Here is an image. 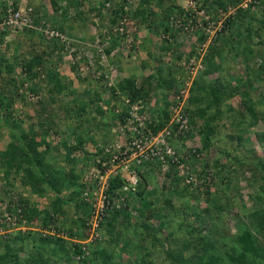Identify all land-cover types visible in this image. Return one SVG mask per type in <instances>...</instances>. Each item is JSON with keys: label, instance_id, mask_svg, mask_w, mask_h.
I'll list each match as a JSON object with an SVG mask.
<instances>
[{"label": "rangeland", "instance_id": "1", "mask_svg": "<svg viewBox=\"0 0 264 264\" xmlns=\"http://www.w3.org/2000/svg\"><path fill=\"white\" fill-rule=\"evenodd\" d=\"M70 1L55 0L59 9L54 10L46 0H15V10L19 9L22 17L27 18V24L32 26L20 31L18 28H22V25L17 23V28L10 24L5 30H0L4 34L6 46L9 45L7 56L17 58V61L27 58L32 51L47 53L57 47L43 73L38 74L39 78L25 82L24 87L35 88V91L27 93L29 101L15 103L14 118L22 121L25 129L38 121L39 114L50 119L52 125L46 141L51 146H57L50 155V159L56 160L61 152L66 151L62 146L63 139H70V147L75 145L76 135L79 134L97 141L112 137L113 130L119 128L126 118L123 116L120 120L118 115L128 110L124 105L128 97L119 95V84L134 75L137 86L147 89V80L150 79V83H160V86L151 92L148 101L141 104L147 121L156 120L160 109L167 104L170 113L169 123L163 132L165 141L159 146L163 157L161 154L153 156L148 162L142 160L138 166L143 169L142 174H150L144 199L135 194V187L140 180L137 177L135 185L128 187L127 191H121L120 208L108 212L95 230H88L86 219L82 226L71 223V219L79 218L81 214L76 213L70 204L66 206L67 216H57L55 222L45 226L41 223L34 227L29 225L24 232L14 230L7 233L10 228L3 225L0 229V253L5 252L7 239L29 231L33 239L38 234L59 235L72 245H79L82 254L72 255L69 260L63 256V249L59 248V252H56L55 249L52 251L47 248L44 254L48 259L47 264H103L102 260L90 253L100 249L109 251V264H167L164 257L166 252L183 249L182 243L189 236L190 227H193L197 235L201 230V234L214 245L221 264H230L229 256L242 252L244 256L242 254L241 258L248 264H264V232L253 229L252 233L257 239L253 250H240L235 239L240 231L237 221L248 225V212L256 208L264 209V194L258 191L259 185L263 183L259 179V158L264 164V144L260 143L258 135L263 138L264 123L259 120L255 127H246L251 116L244 109V105H249L245 104L248 100L256 104L262 102L256 113H264V82L257 79L264 67V42L259 44L255 39L251 42L246 40L249 19L228 26L226 24L238 6L247 0H235V6L229 3L226 10L217 8L214 0H211L208 3L211 8L206 6L203 16L192 12L187 18L173 13L167 21V32H164L159 22L162 14L155 6L151 8L150 26H147L137 12L140 0H108L107 4L103 0H83L79 9L85 16L83 19L78 17L79 20L69 19L70 14H73ZM186 1L190 0H172V3L183 7ZM65 10H68L67 14ZM193 16L197 19L194 25L189 21ZM263 20L255 22L256 27H260ZM187 21L189 26L183 24ZM26 29L33 32L31 38L23 35ZM261 34V39H264V32ZM106 49L110 54L105 52ZM212 50H216V53ZM212 52L214 56H211ZM13 65L17 63L13 62ZM18 72L19 69L15 75L20 78ZM249 74L253 78L249 86L245 87L240 81L246 80ZM54 76L61 79L63 85L70 84L72 94L61 96L57 104L42 108L36 102L41 98L49 102L48 93L37 88L43 87ZM216 79L228 89L238 91L236 97L224 103L221 112L206 108L209 101L201 91L203 86ZM243 91L249 92L247 97L242 94ZM96 95H101L98 104L105 112L100 128L99 115L94 111L95 104L86 108V111H91V116L86 115L87 112L77 115L79 107ZM62 104L64 106L58 107ZM187 107L193 112H201L193 116ZM208 119H212L208 127L213 130L210 135L213 146L208 153L201 155L198 152L202 145L200 131ZM9 127L12 126L9 124ZM139 131L142 132L141 129ZM0 135L11 138L8 127H2ZM91 146L92 141L84 149L93 151ZM5 147L6 143L0 139V151ZM167 149L170 150L169 154L165 152ZM195 152L198 153V157L195 156L196 161H199L198 171L204 167L201 179L197 177V166L192 165L194 162L189 157ZM228 152L229 156L225 157L224 153ZM72 153L76 158L83 157L80 151ZM70 160L61 162L69 169ZM128 160L126 164H120L119 169L125 182L135 170L132 168L135 158ZM220 166H224V170ZM217 171L220 172L216 176ZM169 174L176 177L171 179ZM174 179L178 181L175 183ZM4 185L5 182L0 178V188L3 189ZM163 185L165 192L161 193L159 189ZM15 189L13 200L14 196L25 198L29 194L30 199L37 200H31L30 206L38 211L49 209L55 198L51 193L39 195L32 188L25 190L18 182L15 183ZM165 194L172 198L174 208L164 203L162 195ZM216 202L219 203L218 208L202 215L204 208L209 209ZM229 202L235 206L243 203L244 211L233 206L230 213L223 215L225 210L220 203L228 205ZM117 211L127 213L114 216ZM157 215L162 216V219H158ZM165 219L172 222L166 226V234H153L154 228L161 226L160 220ZM143 225H149L148 230L143 229ZM61 229L64 230L60 232ZM69 231L72 233L69 234ZM167 236L169 242H163ZM28 241L31 245V240ZM12 247L16 249V245ZM193 252V248L185 251L189 255ZM19 257L25 259L26 252L19 253Z\"/></svg>", "mask_w": 264, "mask_h": 264}, {"label": "trees", "instance_id": "2", "mask_svg": "<svg viewBox=\"0 0 264 264\" xmlns=\"http://www.w3.org/2000/svg\"><path fill=\"white\" fill-rule=\"evenodd\" d=\"M50 6L54 8V10H58V5L55 0H46ZM85 1V0H84ZM194 3L195 7L189 8L188 11L185 12L182 6L173 5L172 0H140L139 1V11L138 14L142 18L144 22L147 23V26H150L149 19L151 15V8L153 6L157 7L161 12V18L159 22L161 26L164 27V32L169 30L167 25V21L170 19L173 13H177L179 15H183L184 17L189 18L194 10H203L206 9V6L211 8L208 3L211 0H190ZM15 2V0H14ZM83 0H71V6L73 9V14L70 15V20L77 18L83 19L85 13L80 11V6ZM108 3V0H103V3ZM170 2V5L167 3ZM233 4L235 6V0H214V5L222 10H226L227 4ZM240 2L238 3V5ZM3 10H6L5 4H0ZM16 7V3H15ZM120 9L121 6H120ZM68 10H65V14H67ZM70 12V11H69ZM196 16V15H195ZM193 16L192 20H189L191 24H196V18ZM247 19L248 27L246 29L245 38L248 42L255 39V41H259L256 43L263 44L264 39H261V32H264V20L260 27H256L255 22L264 19V0H252V3L248 5V7L241 8L238 6L236 9V13L233 16H230L226 21L227 26L236 23V21L244 22ZM183 24H187L189 26L188 21L183 22ZM182 24V25H183ZM24 30V29H23ZM2 32V31H1ZM0 32V130L2 127H8L11 132V142L7 144L3 151H0V178L5 182L4 188H0V206L1 204L13 208L10 206L13 204L12 194L15 191V183L18 182L22 188L33 185L39 195H43L44 193H51L55 198L51 201L49 209H45L43 211H38V209L34 208L32 205L28 203V200L21 199L18 204L22 207L23 219L26 221L27 226L30 227L37 226L41 223V225L45 226L49 222H55L57 216H67L66 206L70 204L73 205L74 210L80 212L81 217H77L74 220L71 219V223L75 226H82L84 224V219L88 214V206L83 201L82 193L84 191V186L81 184L82 170H78L71 165L69 169H62L59 166H56V163L53 159H49L51 152L53 151V147L46 141V135L49 132L50 126L52 125L51 120L45 118L41 114L38 115V121L35 124H31L27 126L25 129L22 124V121H18L14 118L13 106L18 101H29L27 100V93L29 91H35V88L32 87H24L25 82L27 80H36L39 75L43 73L44 68L50 57L54 54L55 48L51 49L49 52L37 53L36 51L30 52V55L27 58H24L20 61H17V58H13L12 56H7L9 45L6 46L4 42V34ZM25 32V33H24ZM23 32V35L31 38L33 32L29 29H26ZM223 34L225 33V29H223ZM222 34V35H223ZM3 46H6L5 49H2ZM214 49V47H213ZM216 53V50H212ZM218 51V50H217ZM107 54H110V51L106 49ZM211 53V56H214L215 53ZM263 57V56H262ZM264 58V57H263ZM47 59V60H46ZM13 62H16L17 65H13ZM215 67V66H211ZM19 69L18 78L15 73ZM47 73H49L47 71ZM262 75H257V79H261L264 82V67L261 70ZM253 77L249 74L246 80L240 81L242 84L249 86L248 83L251 82ZM47 79V77L45 78ZM62 80L57 76H54L50 81L42 86H39L38 91L44 90V92L48 93L49 102H46L44 99L38 100L36 103L42 105V108H47L49 105H55L60 100L61 96H68L72 94V90H70V84L63 85ZM147 89L143 87H139L136 84V77L130 76L122 80V82L118 86V90L120 92L119 95H126L131 104H134L138 101H148L150 99L151 92L158 86L160 83L152 84L150 83V79L147 80ZM239 81V79H238ZM173 83V81H172ZM170 88V86H168ZM51 90V91H50ZM235 90V89H234ZM201 91H203L204 97L209 101L208 105H205L206 108L211 109L212 111L221 112L223 109L222 106L227 100H231L237 96L238 91H232L228 89L227 86L222 84V82L218 79L211 81L202 87ZM38 93V92H36ZM35 93V94H36ZM242 94L247 97L249 92L243 91ZM101 100V95H96L91 98L88 103H83L81 107H79L77 111V115H81L84 112H87L86 115L91 116V111H86V108L90 104H95L94 111L99 115L98 117V128H100L101 120L105 117V112L102 110L100 105L98 104ZM193 100L194 97H193ZM192 100V101H193ZM262 103V102H261ZM261 103H254L251 100H248L247 103L249 105H244V109L247 110L248 114L251 116V120L247 122L246 127H255L259 120L264 123V113L259 115L256 113V109L259 107ZM35 104V103H33ZM68 103H65V105ZM263 104V103H262ZM165 105V104H164ZM63 104L58 106L62 107ZM166 107H162L160 109V113L157 116L156 120H152L151 123L147 125L148 130L152 134H157L161 132L169 123L170 113ZM207 109V110H208ZM187 111L192 113V115L200 114L201 111L193 112V110H189L187 107ZM69 112V111H68ZM125 115V113H121L118 115L120 120ZM11 120V122H10ZM212 122V119H208L205 121V127L200 131L202 136V145L198 152L200 154L208 153L210 147L213 146L212 139L210 135L212 134V127H208ZM10 126L12 127H9ZM54 126V125H53ZM13 128V129H12ZM176 128V125H175ZM260 139V143L264 144V134ZM75 145L68 146L67 139L62 140V146L64 148H68L70 152H78L80 151L83 155V161H87L95 155H100V152L89 153L84 149L88 142L93 143L94 147L96 146V140L89 136H84L82 134L76 135ZM109 141H111V137L108 136L106 139H103L101 144L105 145ZM97 147V146H96ZM95 147V148H96ZM41 149V150H40ZM197 154V155H196ZM225 157L229 156L228 153H224ZM223 155V154H222ZM195 156L198 157V153L189 154V157L193 160L194 164L197 166V177L201 179L204 176V167L199 172L198 171V163L196 161ZM196 162H195V161ZM76 160L71 159L68 161L69 163L75 162ZM188 162V161H187ZM260 164H258V169H260V177L259 179L263 181L262 184L259 185L258 191L261 194H264V164L262 159L259 158ZM197 163V164H195ZM216 163V161H215ZM239 163V161H238ZM240 164V163H239ZM263 164V165H262ZM209 167V164H206ZM212 165V164H211ZM262 165V167H261ZM260 166V168H259ZM222 170H224V166H220ZM220 171H217V174ZM149 173L142 174L141 172H137L138 181L135 187V194L137 197L144 199L145 191L147 189V179L149 178ZM169 177H172V174H169ZM252 178H255V174L253 173ZM175 183L178 179H174ZM253 181V182H252ZM254 183V180H251ZM125 180L117 174L115 178H113L109 182V193H112L113 190H120L123 185H125ZM256 183V182H255ZM159 192H165V186H161ZM11 194V195H10ZM113 194V193H112ZM114 195V194H113ZM164 195V194H163ZM163 201L170 208H174L173 200L171 197H167L166 194L163 196ZM208 193H206V196ZM208 202H210L208 200ZM8 204V205H7ZM29 204V205H28ZM150 204V203H149ZM223 205V209L226 215L228 212L232 210L231 208L235 205L230 202L227 204L220 203ZM238 205V206H237ZM235 207L239 210L244 211L245 206L243 203L237 204ZM150 206V205H149ZM219 203L213 204L209 209L204 208L202 210V215L207 214L208 212L218 208ZM10 208L8 210L10 211ZM15 210V209H14ZM1 213V211H0ZM112 213V212H111ZM127 211H117L114 213V216L124 215ZM214 213V212H213ZM212 213V214H213ZM158 219H162V216L157 215ZM199 217V216H198ZM83 219V220H82ZM161 226L157 229L154 228L153 234H166L165 229L166 226L171 225V221L169 220H160ZM237 227L240 225V231L235 235L236 243L240 246V250H253V247L257 244V239L255 235L252 233L253 229L261 230L264 232V209L256 208L248 212V225H243L241 220L237 221ZM245 226V228H244ZM143 229L148 230L149 225H143ZM64 229L59 230L60 232ZM67 232V231H66ZM201 230L199 233H195V228L190 227L189 236L185 238L182 243L183 246L181 250H171L167 251L164 257L167 261V264H221V259L216 255L214 250V245L208 241L204 235L201 234ZM72 233L69 231V234ZM31 233L28 231L25 233H17L14 237L7 239L6 249L4 253H0V264H47L48 259L44 254L47 253L46 249L49 248L52 251L55 249L56 252H59L57 249H63V256L69 260V257L72 255H81L82 252L79 249V245H72L70 242L61 238L59 235H48L41 236L36 235L34 239L30 235ZM31 237V238H29ZM28 240H31V245ZM157 240V239H156ZM168 241V236L166 239H163V242ZM169 242V241H168ZM16 245V249H13L12 245ZM189 248H193L194 252L192 254H187L185 251H188ZM90 249V248H89ZM93 250V249H92ZM26 252L25 259H20L19 253ZM184 251V252H183ZM212 251L213 253H210ZM92 252V253H91ZM108 250H93L90 251L92 255L102 260L103 264H109L110 255L108 254ZM241 252V251H240ZM211 254V255H210ZM236 256H229L230 264H248L246 260H243L242 254ZM188 256V257H187ZM244 256V254H243ZM85 261V260H83Z\"/></svg>", "mask_w": 264, "mask_h": 264}, {"label": "built area", "instance_id": "3", "mask_svg": "<svg viewBox=\"0 0 264 264\" xmlns=\"http://www.w3.org/2000/svg\"><path fill=\"white\" fill-rule=\"evenodd\" d=\"M250 2L252 3V0H247L245 3L248 5ZM2 3L6 5V10H3L0 6V30H5L10 24H14L17 28L19 27L17 23L22 25V28H18L20 31L24 27L30 28L32 26L27 24V18L22 17L23 14L19 9L15 10L14 0H0V4ZM245 3L241 4L240 7H248ZM194 7L195 5L192 1H186L183 9L186 12L189 8L193 9ZM194 11V13L201 16L205 13L204 10ZM142 102L138 101L131 104L129 99L124 100V105L128 110L124 115L126 118L123 120L122 125L113 130L116 136H112L110 144L103 145L99 143L92 152L93 154L100 152V155H95L84 164H81L82 166L80 165L79 170H82L80 182L84 186L82 198L88 206V214L86 216L88 223L86 225L89 231L90 229L95 230L98 228L108 215V212L120 208L122 201L121 191H127L128 187L136 184L137 172H144L143 169L138 167L142 160L148 162V159L151 160L153 156L160 154L163 157L159 146L165 141L163 132L167 126L161 132L152 134L147 127L151 121L150 119L147 121L146 113L141 105ZM157 147L159 148L155 149ZM165 152L169 154L170 150L167 149ZM128 158L131 160L135 158V165H132V168L135 169L132 171L133 175H130V179L120 190H113V195L108 192L109 182L119 174L120 164H126V162L130 161ZM19 200L20 198L14 196L13 204L10 205L13 210L9 206L7 207L6 204H1L0 206V229L3 225H7L10 228L7 233L14 232V230L24 232L29 228L22 217V207L18 204ZM8 208H10V211ZM1 232L2 230H0Z\"/></svg>", "mask_w": 264, "mask_h": 264}, {"label": "crops", "instance_id": "4", "mask_svg": "<svg viewBox=\"0 0 264 264\" xmlns=\"http://www.w3.org/2000/svg\"><path fill=\"white\" fill-rule=\"evenodd\" d=\"M112 135H114V133L112 132ZM1 136V140H2V142H5L6 143V146H7V144L8 143H10L11 142V138L9 137V136H3L2 137V135H0ZM112 138V137H111ZM70 139H67V142L69 141ZM101 141H97L96 140V146L99 144V143H102L103 142V138L102 139H100ZM93 144V143H92ZM69 146V145H68ZM71 146V145H70ZM95 146V147H96ZM52 147L55 149L57 146H53L52 145ZM92 148L94 147V145L93 146H91ZM53 149V150H54ZM66 149V148H65ZM91 151V150H90ZM90 151H87V152H90ZM74 154L72 153V152H70L69 150H68V148L66 149V151H63V152H61V154L59 155V157L58 158H56V160L55 159H53L54 161H55V163H56V166H59L60 168H62V169H68V167L66 166V167H64L63 165H65V163L64 162H61L62 160L63 161H66V160H69V159H73V160H76L75 162H73V164H72V162L70 163L71 165H73L74 167H75V164H76V162H77V165L79 164L78 163V161H79V159L80 158H76V155L74 156ZM78 157V156H77ZM83 157H81V159H82ZM49 159H50V156H49ZM75 163V164H74ZM76 165V166H77ZM61 166H63V167H61ZM71 167V166H70ZM34 189L35 190V192L37 193V191H36V189H35V187L33 186V185H31V186H27V187H25V188H23V189H28V190H30V189ZM24 194H26V193H24ZM28 195V197H25L27 200H29L30 202H33V201H31V200H34V199H30V197H29V194H27ZM29 198V199H28ZM42 199V198H41ZM43 200V199H42ZM34 201H36L37 202V200H34Z\"/></svg>", "mask_w": 264, "mask_h": 264}, {"label": "clouds", "instance_id": "5", "mask_svg": "<svg viewBox=\"0 0 264 264\" xmlns=\"http://www.w3.org/2000/svg\"><path fill=\"white\" fill-rule=\"evenodd\" d=\"M106 4H107V3H106ZM96 148H97V147H96ZM96 148L93 147L94 150H95ZM91 152H92V150H91L89 153H91ZM85 162H86V161H82L80 164H78L79 166L77 165V166H78L77 169L79 170V169H80V165H81V164H84ZM119 175H120L122 178H124V176H123L121 173H119ZM20 196H21V195H20ZM21 199H25V198L21 197ZM25 200H26V199H25ZM28 203H29V204H32L29 200H28Z\"/></svg>", "mask_w": 264, "mask_h": 264}]
</instances>
